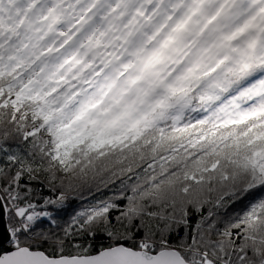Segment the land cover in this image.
Listing matches in <instances>:
<instances>
[{"label":"snow or ice","instance_id":"1","mask_svg":"<svg viewBox=\"0 0 264 264\" xmlns=\"http://www.w3.org/2000/svg\"><path fill=\"white\" fill-rule=\"evenodd\" d=\"M0 264H264V0H0Z\"/></svg>","mask_w":264,"mask_h":264}]
</instances>
